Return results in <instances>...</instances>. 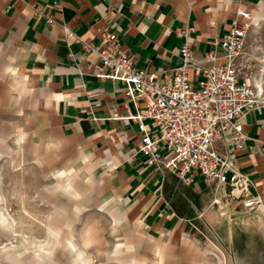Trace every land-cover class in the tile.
Segmentation results:
<instances>
[{
	"label": "crops",
	"instance_id": "0c3cea01",
	"mask_svg": "<svg viewBox=\"0 0 264 264\" xmlns=\"http://www.w3.org/2000/svg\"><path fill=\"white\" fill-rule=\"evenodd\" d=\"M263 9L264 0H0V126L11 122L12 135L24 139L23 151L43 167L55 159L56 166L96 168L109 177L106 200L117 203L112 211L126 218L121 247L127 256L119 264L215 262L195 242L205 233L194 219L204 214L178 212L165 199L170 172L146 165L141 154L130 157L139 130L124 118L128 109L134 111L124 84L97 77L98 58L71 40L63 26L93 41L101 30L115 32L136 66L170 69L181 62L177 28L195 27L193 44L200 55L234 19L249 21L238 15L246 10L253 17L250 52L251 29L264 21ZM46 15L55 22L49 24ZM243 127L248 138L236 164L255 181L264 213V116L246 114ZM217 145L224 152L222 142ZM188 186L197 192L210 187L201 176ZM222 198L235 201L224 190ZM214 199L213 204L220 202ZM225 234L218 264H264L263 226L230 224Z\"/></svg>",
	"mask_w": 264,
	"mask_h": 264
},
{
	"label": "built area",
	"instance_id": "2783aa9c",
	"mask_svg": "<svg viewBox=\"0 0 264 264\" xmlns=\"http://www.w3.org/2000/svg\"><path fill=\"white\" fill-rule=\"evenodd\" d=\"M37 15L41 12L35 6ZM233 20L213 48L197 55L193 25L177 28L183 38L181 62L170 69L138 67L115 32L101 30L97 41L75 33L65 34L99 62L95 75L124 84L125 97L133 103L124 117L137 124L139 141L131 158L139 154L156 171L170 172L191 185L201 176L208 186L223 189L248 211L261 213L263 198L255 181L239 170L238 152L246 147L243 118L264 116L263 88L253 80L247 34L253 17L246 10ZM49 24L53 16L46 15ZM251 21V22H250ZM224 152L218 148V142ZM217 202V199H214Z\"/></svg>",
	"mask_w": 264,
	"mask_h": 264
},
{
	"label": "rangeland",
	"instance_id": "374dc122",
	"mask_svg": "<svg viewBox=\"0 0 264 264\" xmlns=\"http://www.w3.org/2000/svg\"><path fill=\"white\" fill-rule=\"evenodd\" d=\"M251 33L252 75L264 96V21ZM9 123L0 126V264H119L127 256L121 247L126 218L106 200L109 177L96 168L56 166L55 159L43 167L23 151L24 139L12 135ZM166 182L165 199L178 212L204 214L194 219L205 233L195 242L215 264L223 258L219 241L230 224L264 227V213L222 198L221 188L197 192L172 173Z\"/></svg>",
	"mask_w": 264,
	"mask_h": 264
},
{
	"label": "bare ground",
	"instance_id": "6f19581e",
	"mask_svg": "<svg viewBox=\"0 0 264 264\" xmlns=\"http://www.w3.org/2000/svg\"><path fill=\"white\" fill-rule=\"evenodd\" d=\"M261 212H263V208H261Z\"/></svg>",
	"mask_w": 264,
	"mask_h": 264
}]
</instances>
